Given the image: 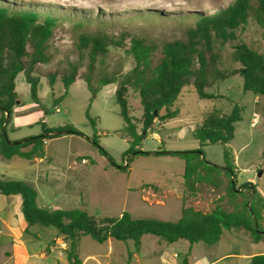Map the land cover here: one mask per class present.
Listing matches in <instances>:
<instances>
[{"label": "rangeland", "instance_id": "obj_1", "mask_svg": "<svg viewBox=\"0 0 264 264\" xmlns=\"http://www.w3.org/2000/svg\"><path fill=\"white\" fill-rule=\"evenodd\" d=\"M10 1L55 6L57 9L54 10L62 11L63 16L49 41L48 52L51 59L34 68L33 75L39 78V104L31 97L30 85L25 75L20 73L16 78L19 99L6 127L8 138L19 141L41 134V121L50 128L71 124L81 134H63L48 139L45 157L42 159L14 157L8 160L0 157V179L23 180L31 184L38 193L37 202L41 207L55 205L62 209L80 208L97 218L118 217L127 211L134 218L177 221L181 216L184 199L186 205L204 212H210L217 203L227 211L234 210V204L243 197L231 200L227 194L228 179L224 175H221L223 184L218 188L202 183L198 185L196 195L185 193V163L179 157L134 156L125 172L113 166L112 162L118 166L128 163L124 161L123 155L130 142L123 132L125 123L116 102L118 83L102 86L98 84L101 75L115 76L121 80L133 69L135 61L128 52L130 36L142 37L155 46L153 60L156 64L162 57L165 43L185 38L186 27L193 25L192 20L196 18L190 14H205L231 0ZM82 17L90 19L84 30L89 33L97 29L104 30L121 43L110 46L105 54L98 57L92 84L99 88L94 95L87 82L81 78L87 71L88 57L86 51L79 49V36L82 32L74 28L73 22ZM241 44L264 54L263 30L252 17L245 25L233 31V38L226 41L213 38V53L219 70L230 74L240 68L234 52ZM72 66H78L77 79L70 86L67 95L55 104V99L65 92L62 77L71 72ZM50 78L54 79L53 86L49 82ZM206 91L221 97L201 99L192 84L185 85L173 108L178 109V116L167 120L164 128L162 123L156 122L141 149L147 152L161 149L192 151L202 147L209 162L222 166L224 148H229L237 168V187L248 182L255 185L259 192V227L264 231V97L245 91L243 78L239 74L215 81ZM128 97L131 115L136 117L138 130L141 131L142 106L139 94L130 89ZM236 104L242 108V119L235 125L234 138L226 145L201 146L193 135V129L202 123L208 112L218 110L229 114ZM87 113L96 121L99 143L106 154H101L89 140L94 136L95 130ZM259 172H262L261 176H258ZM250 177L251 180H247ZM243 194L249 197V190L243 189ZM253 200L250 197L249 204ZM47 228L51 232H45L40 241L32 240V249L39 251L44 241H50L47 249L58 244L67 250L69 240L57 234L54 227ZM2 229L0 218V230ZM233 231L252 239L244 229ZM261 240L264 242V236ZM141 241L142 248L137 252L132 240L124 242L109 239L98 243L89 236H84L78 246V255L81 264H163L161 256L169 257L177 253L179 257L175 259L180 261L187 252V243L183 241L169 243L151 234L142 236ZM136 253L138 258L134 257ZM2 258L0 249V261ZM31 263L53 264V260L50 257H35L31 259Z\"/></svg>", "mask_w": 264, "mask_h": 264}, {"label": "trees", "instance_id": "obj_2", "mask_svg": "<svg viewBox=\"0 0 264 264\" xmlns=\"http://www.w3.org/2000/svg\"><path fill=\"white\" fill-rule=\"evenodd\" d=\"M54 7L42 3L0 0V157L8 160L14 157L26 160L42 159L45 157L48 139L63 134H81L71 124L50 128L44 121H41V134L19 141H11L6 130L10 115L19 99L16 78L20 73L25 75L35 103H40L39 78L33 74L35 65L48 63L51 59L48 52L49 41L63 16L62 11L58 12ZM190 15H195L196 18L192 20L193 25L186 27L185 38L165 43L158 63L155 64L153 60L154 45L142 37L130 36L128 52L135 61L133 69L121 80L108 75H101L98 78L99 86L118 83L116 102L125 123L123 132L130 142L123 155L124 161L128 163L125 166H118L112 162V165L125 172L134 156H176L185 163L183 176L185 193L196 195L198 185L202 183L218 188L223 184L221 175H224L228 179L227 194L231 200L238 197L243 199L234 204L232 211L225 210L217 203L210 212L186 205L184 199L181 216L177 221L134 218L127 211L118 217L97 218L80 208L41 207L37 202L38 193L31 184L23 180L0 179V194L21 197V210L28 227L33 225L54 227L59 235L69 240V247L66 250L69 264H81L78 246L84 236H89L98 243H104L109 239L124 242L132 240L136 251L139 250L142 236L146 234L157 236L169 243L187 240L190 245L199 242L213 245L220 240L225 230L233 229H244L254 242H259L264 236V231L259 227L261 218L259 192L255 185L248 182L237 187L235 175L237 168L229 148H224L222 166L209 162L202 147L192 151L161 149L147 152L141 149L143 141L156 122L165 123L178 116V109L173 108L185 85L192 84L201 99H217L221 96L207 92L206 89L215 81L239 74L243 78L245 91L264 97V54L245 44L238 45L234 58L241 66L227 74L217 68L213 53L214 37L224 41L233 38V31L245 25L251 17L262 28L264 37V0H231L216 10ZM89 20L82 17L74 21L73 25L82 32L79 36V49L86 51L88 57L87 71L81 78L87 82L89 90L94 95L99 88L92 84L98 57L105 54L110 46L121 43L104 30L97 29L91 33L84 30ZM77 71L78 66H72L71 72L62 77L65 92L55 99V104L67 95L70 86L77 79ZM49 82L53 86L54 79L50 78ZM130 89L136 90L139 94L142 106L141 131L138 130L136 117L134 118L130 112L128 100ZM6 112L9 113L8 119ZM262 115L264 118V106ZM86 116L95 130L94 136L89 140L101 154H106L99 143L95 119H92L89 113ZM241 119L242 108L237 104L229 114L213 110L193 129V135L201 146L225 145L234 138L235 125ZM262 157L264 158V150ZM243 189L249 190V197L244 196ZM250 197L254 200L249 204ZM26 232L29 230L26 229ZM248 264H264V254L255 255Z\"/></svg>", "mask_w": 264, "mask_h": 264}, {"label": "crops", "instance_id": "obj_3", "mask_svg": "<svg viewBox=\"0 0 264 264\" xmlns=\"http://www.w3.org/2000/svg\"><path fill=\"white\" fill-rule=\"evenodd\" d=\"M161 125L164 128V123ZM247 180H251V177ZM10 197L0 194V218L3 225V229L0 230V249L3 254L0 264H32L31 259L35 257L42 259L50 257L53 264H69L65 248L58 244L51 245L50 249H47L50 241H44L39 251L32 249V240L40 241L45 236V232L50 233L51 231L47 227L39 225L28 227L21 210V197ZM50 207L57 206L52 205ZM42 228L45 230L44 232ZM26 229L29 232H26ZM233 230H225L220 240L213 245H207L203 242L190 245L187 240H179L187 243L185 256L179 261L175 259L179 257L177 253L169 257L164 255L161 256L162 263L248 264L255 255L264 254L263 240L254 242L249 236L238 234ZM141 248L142 241L137 252ZM46 249L47 251H45ZM134 257L138 258V253Z\"/></svg>", "mask_w": 264, "mask_h": 264}, {"label": "water", "instance_id": "obj_4", "mask_svg": "<svg viewBox=\"0 0 264 264\" xmlns=\"http://www.w3.org/2000/svg\"><path fill=\"white\" fill-rule=\"evenodd\" d=\"M6 115H7V119L9 118V113L6 112ZM262 175V172H259L258 173V176H261Z\"/></svg>", "mask_w": 264, "mask_h": 264}, {"label": "built area", "instance_id": "obj_5", "mask_svg": "<svg viewBox=\"0 0 264 264\" xmlns=\"http://www.w3.org/2000/svg\"><path fill=\"white\" fill-rule=\"evenodd\" d=\"M254 123H256V119H254Z\"/></svg>", "mask_w": 264, "mask_h": 264}]
</instances>
